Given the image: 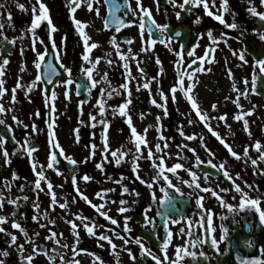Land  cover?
Segmentation results:
<instances>
[{
    "label": "flooded vegetation",
    "instance_id": "flooded-vegetation-1",
    "mask_svg": "<svg viewBox=\"0 0 264 264\" xmlns=\"http://www.w3.org/2000/svg\"><path fill=\"white\" fill-rule=\"evenodd\" d=\"M101 2L103 7V17L101 18L103 29L106 33L110 32V35L114 36L115 44L120 47L126 46L130 50L135 51L139 44L138 37L141 35L139 29L141 13L140 10L137 9L136 0H127V4H125V0H116V3L120 5V10L115 12V16L126 22L125 26H122L119 32L115 30V24L105 27V18L107 17L109 6L105 3V0H101ZM181 3H183V0H176V6H173L170 0H141V7L149 10L152 20L155 23L168 25L164 35H161L156 29L155 36H152V39L156 41L153 45L160 46L164 44H174L176 45L178 52L181 53V57L178 59H183V64L180 65V67H177V61L175 62L173 69L171 68V74L166 76L161 71L158 74V83H166V86H168V89L170 90L168 95H171V100H174L173 97H175L174 102L171 101L169 104L171 111L176 112L175 105L178 103L182 104L184 109L187 110L186 120L179 119L181 125L178 123L176 126L197 127L202 135L206 136V141L214 143L215 146L220 149H224V144L220 143L217 136H219L220 139L231 148L232 145L236 143L235 133L242 135L240 133L244 127V120L250 119L251 121L252 116H261V123L257 125L258 128H256L255 131L257 136L256 139H243L245 147H251L253 142H255V144L259 142L261 148L259 150L255 149L254 154L258 152L257 155L260 156V152L264 151V73L260 72L259 65L256 64V61L264 59V41L259 39V35L264 34V28H257L255 26L256 21L251 22V27H246L247 20H235L232 16L240 12L237 11L239 8L237 7L235 0H227V10L222 8L224 11H221L215 2H202L195 7L192 5H185L183 9L178 7ZM1 4L5 5L6 3L4 0H0V5ZM205 5H207V11L205 10ZM151 7H155L156 9L159 8L160 13H154ZM228 8L231 10L229 15ZM129 9L134 10L135 15H133ZM7 11L9 18L3 17L0 13V25H3V27L0 28V33H2V35H0V65H2L4 59L9 61L7 65H2L4 75L0 76V80L3 81V87L5 90L4 94L0 95V106L5 108V112L0 113V119H3L5 122L4 124H0V136L4 137L3 145L0 146V196H7L8 201H13L17 198L13 204L14 218L21 215L22 209L20 211L19 208H22L25 204L21 197L24 194H28V191L30 193L34 192L36 195L35 202L40 206L39 208L45 211L46 215L52 217L55 215V206L60 210L61 207L59 205L64 204L67 198L73 204H78L79 209L77 210L79 212L81 211L80 208L82 206L92 210L93 207L91 202L82 198L86 196L82 191L84 185L89 186V190L90 187H97L98 190H100V200H104L107 203L108 194L110 193L108 189L106 190L107 186L111 185L110 189H112L113 186L117 190L121 189V183L114 182L110 184L111 182H108L107 170L109 163L107 154L109 153V147L105 150L104 145L106 143L104 141V136L110 128L101 127L99 133V130L96 131L94 128L87 129V127H90L89 125L86 128L80 127L77 129L76 127L75 131H73L70 130L71 124L69 123L71 115H74V119L77 121L80 119V114H73V112H82L87 110L88 107H91L89 110L97 108V106H94V97L99 95V77L96 70L103 65V62L95 59V67L92 68L93 81L96 82L95 86H93V81H89L85 74L75 75L72 79L73 83L67 84L66 81L69 77V72L65 69H70L71 74L75 68L73 54L70 52V49H67L71 46L70 41L73 38L71 37V33L75 31L70 30L69 28L67 31L69 40L66 44L65 34L62 32L59 26V21L56 18V20L52 22L56 31L49 33L47 21H42L41 26L36 29L39 39L43 40V43H40L39 40L36 42V52H46L45 60L41 62V67L37 69L35 67L36 52L32 50V34L27 32L31 20L22 22V18L18 13L13 11L10 13L8 8ZM177 13H179V18L177 17ZM209 13H211V15H209ZM217 15L222 16L225 24L236 23L238 27L236 29L225 27V24H221L214 18ZM157 18L160 19L159 22L157 21ZM197 21L199 22L197 23ZM149 27H151V23L148 22L147 17H145V30L143 37L147 41L149 39L147 31ZM182 28H185L188 33L186 46H182L183 43L176 35V32L180 31ZM208 32L212 33L213 37L218 41L217 44L213 45L211 43L207 35ZM75 33L77 35V32ZM49 35L51 36V39H49ZM4 37H7L8 40L15 41V43L8 44L5 42ZM129 40L132 41L131 44L127 42ZM161 40H164L165 43L161 44ZM53 43L57 46L55 51L52 49ZM146 44L147 47L151 49V45L147 42ZM103 45H107V41L102 43V46ZM109 45L110 44L107 46ZM248 45H251V47H254L255 49L259 48V50L255 51L257 56H253V54L248 52ZM213 47L215 48V51L210 52L209 56L205 57L203 66L209 64V58H211L213 61L212 63H214L216 60L215 56L222 47L225 52L227 50L231 56H233V52H236L237 55L233 57L237 58V60L239 53L243 52L245 55V63L249 66V70L244 71L246 78L242 80V85L247 88L246 95L248 97L245 101V98H242L243 92H240L241 94L238 95V93L233 91V88L229 86L233 84L237 85V81L232 75L231 77L227 75L228 78L224 79V81L227 82V85H223L222 83L217 85L219 88H223V91H226L229 86L231 92L227 93L231 96H239L234 100H241V107L232 109L229 111V114L232 115L233 118L234 114L243 116V119L237 120V122L240 121L242 123H240V125H236L233 118L228 119V115L222 113L221 115H225L224 121L226 122L224 124L223 120H219V123H221L220 127H216V124L214 123H209L208 127H205L203 124L205 121H201L196 115V110L191 108L185 95L179 90L175 93L171 92V88L177 84V73L184 71L193 59L204 56L206 49H211ZM97 50H99V44L98 48H91L92 52H96ZM189 50L193 51V57L188 58L187 52ZM109 56L113 58L115 53H111ZM57 57H59V60ZM169 61L171 65L173 62L171 59ZM49 62H51L52 68L55 69V74H52L51 69L49 68ZM198 62L199 60H197V63ZM61 65L64 67H61ZM164 68L166 67H161V69ZM195 68L196 67L193 65L188 71L194 72ZM60 69L64 73V78L62 80L60 78ZM254 75L257 77L255 92L252 90L251 83ZM37 76L40 77L39 81L36 80ZM50 76L52 83H48ZM186 80L187 74L183 77V86L185 89H187L188 86V81L185 82ZM245 81H247V85L245 84ZM18 82L21 87L16 88ZM77 85L80 86L79 90H77ZM14 88L16 89L15 100L12 98V90ZM65 92L68 93L67 96L65 95ZM227 93L225 94V97L227 96ZM194 94L195 93L192 92L188 95L193 96L194 99L197 100V96L195 97ZM215 105L216 108H212V111H220L221 109L223 112L225 111V106H223L222 103H215ZM229 105L236 104L229 101ZM239 111L241 114H239ZM249 111L251 112L250 115L247 114ZM171 115L173 117L179 116L176 113H172ZM13 117H16V120H14ZM188 119H190L192 123L188 124ZM17 120L19 123L16 122ZM227 120L229 124H227ZM206 122H209L208 118H206ZM248 125L251 127L249 121ZM33 126L36 127L37 131H33ZM122 126L126 127L127 124L123 122ZM167 127L168 130L172 131L171 124H167ZM209 128H211L217 136H213L212 133L209 132ZM71 131L75 132V134L71 133ZM84 132H88V139L83 142L80 134ZM231 133L232 135H230ZM70 136H72V139L74 137L78 138L73 139L74 143H81L87 153H82L78 149L79 146H74L72 144V140H69L70 142L67 139L66 141L63 140L64 137ZM185 137H183V140H187ZM229 140H231L232 143ZM53 141L59 144L60 147L53 148ZM201 143L203 145V142ZM93 145H95V148H93ZM26 147L34 149L31 152V155L24 151ZM183 148L184 147L179 146L181 152H183ZM61 149L64 152L63 156L59 155ZM71 149L73 153H71ZM5 151L8 153L7 157L3 154ZM52 155H56L57 159L52 168H49L48 164ZM68 157L74 159L76 163H69L67 159ZM172 159H174V157ZM258 161L260 167L254 166L256 169L259 168V176L256 178V181H258V193L255 198L250 196L244 198L246 204L244 209L239 207L241 199H239L238 202L235 198L221 200L220 203H217L211 208H195L191 199H183L181 194L172 190L167 184L166 190L162 193V196H155L157 199L153 201L152 194H155L153 189L157 183L154 181L151 182V173L150 178H148L149 181L147 180V186L144 184L142 185L134 176L129 177L127 180L135 189L134 194L137 201L128 211L121 213L122 216L130 218L127 221L131 224L128 226L131 231L124 232V227H121L120 230L126 233L129 245L136 248L137 256H135V253H133V256H135L137 264H155V261L151 256L142 255L139 245L135 243L136 239L141 240L145 249H150L153 254L161 258V264H172V261L176 259L177 248L182 249L181 260L178 264H219L222 256L227 252L229 239H238L241 246L246 250L252 248L253 239H262L264 243V223L260 222L259 213L255 211V208H250L247 205L249 199H258L259 203L256 207H259L261 211H264V161H261L260 159ZM193 163H197V161ZM97 164H100L101 168H97ZM194 167L197 172L199 171L201 173L204 180L206 178L211 180H222L225 176L217 167H215L213 172L215 176L203 172L201 166ZM95 170L99 173L98 177L95 175ZM41 171H43L45 179L40 181V189H36L35 181L38 173ZM130 174V172H127V176ZM85 175L90 177V179L85 181L83 179ZM73 176L76 177L77 181L75 187L72 183ZM224 181H226V179H224ZM49 183L53 186L52 193L55 194L56 198L54 204L52 203V194L48 190ZM148 183H152V188L148 187ZM165 192L171 197V199L161 205L159 201L165 198ZM12 196H14V199ZM214 200L218 202L215 198ZM185 202H189V204L191 202L192 206L190 208L187 206L185 207ZM116 206H119L118 202L116 203ZM105 207L107 208V204H105L104 208ZM120 207H123V205H120ZM229 207H231V211H229ZM209 212L212 216L211 227L213 230L211 233L208 231L209 224L207 217ZM145 215L152 219L155 226L154 230L153 224L146 223ZM102 218L105 220L104 223H106L107 220L100 215L101 221ZM53 221L54 223H51V226L54 227V225H59L57 229H60L61 222L59 218H56ZM166 221L168 222L167 232L164 229ZM72 223L77 225V228L73 230L71 224H69L73 239H68L66 235L65 239L62 240L65 243L72 242L73 249L70 247L67 248L64 242H52L51 244L47 243L46 246L44 245L45 247H41L43 250L42 255L46 254L47 247L57 259L59 256L68 257L75 254L74 248L83 249V247H86V250L81 251L83 254L89 255L91 254V248L94 244L92 238H94L93 240L95 242H106L105 240L98 239L101 234L107 235L106 228L104 229V232L99 233L98 236H96L95 233L90 235L86 231V228L84 227L85 224L92 227L90 219L75 218ZM180 223H182V226H180ZM79 228L81 232H84L86 237L82 235L78 236L79 233L77 229ZM224 228H227L228 232L225 239L221 241L220 237L221 235H224ZM95 229L96 226L93 227V230ZM181 229H183V231H181ZM73 231L76 232V236L73 235ZM168 232L172 233V237L169 240L168 248L162 251L163 241L168 239ZM59 235L60 237L62 236V234ZM174 239L189 240L178 246ZM212 239L217 240V248L212 247ZM198 240H203L204 243H197L196 241ZM95 250L101 256L104 255V251L99 245H95ZM185 251L188 253H194L195 255H184ZM201 253L204 255L201 256ZM165 256L168 257L167 260L163 259Z\"/></svg>",
    "mask_w": 264,
    "mask_h": 264
},
{
    "label": "rangeland",
    "instance_id": "rangeland-1",
    "mask_svg": "<svg viewBox=\"0 0 264 264\" xmlns=\"http://www.w3.org/2000/svg\"><path fill=\"white\" fill-rule=\"evenodd\" d=\"M4 1L6 4H1L3 6L0 7V13L3 17L9 18V15L7 14V8L10 13L11 11L18 13V15L22 18V22L32 20L34 6L37 9V14H39V5L37 4V0ZM40 2L43 3L47 8L51 22L56 20V18L58 19L59 26L62 32L65 34L66 44L69 40V36L67 34L69 28L70 30H76L73 19H78L85 24L84 32L89 38V45L96 44V47L98 48L99 44V50L96 52H92L90 46L89 51L85 52L84 41L77 32V35L73 36L72 40L70 41L71 46L67 48L68 50L70 49V52L73 54V58L75 60V68L70 74L72 79L75 75H83V68H94L95 59L101 60L104 65V68L103 65H101L96 70V73L99 77V95L94 97V106H97V108H92L89 110L91 107H88L87 110L82 112H73V114H80V119L77 121L74 119V115H71L69 120V123L71 124L70 130L75 131L76 127L77 129L80 127L86 128L90 125V127H87V129L94 128L96 131L99 130L100 133V129L101 127H104V123L108 125V129L110 128V130L107 131L104 136V141L109 147V153L107 154L109 163L107 170L108 182H111L110 184L114 182L121 183V189L117 190L114 186L112 189H110L111 185H108L106 190L108 189L110 193L108 194L106 203L104 200H100V190H98L97 187H90L89 190V186L84 185L82 191L86 194L87 200L91 202L92 207L93 205L97 207H93L91 210L82 206L80 208L81 211L79 212L77 210L79 209L78 204H73L67 198L64 203L66 205L65 208H61L59 210V208L55 206V215L53 217L46 215L45 211L39 208L40 206L35 202L36 195L34 192L30 193L28 191V194H24L21 197L25 204L22 208H19L20 211L22 209V212L21 215L16 218L13 217L14 203L10 204L7 200V196H0V216L5 217V222L0 224V227L5 229V232H0V252H8L7 256L0 255V261H3L4 264H137L135 258V256H137L136 248L132 245H129V243L125 245L120 238L122 236L125 239H128V237H126V233L120 230L121 227H124L125 225V216H122L118 211L120 207L119 201L121 199L125 200L127 203L124 204L123 207L127 209L132 207L137 199L135 198L134 194L135 189L127 179L131 176H134L139 182L140 179L145 181V183H140L147 186V180L150 178L151 173V182H153V177L156 175V172L159 171L158 167H153V162H155L156 165H159L160 161L157 159V156H164L165 158L163 174L154 181L157 183L153 189L156 197L162 196L163 192L161 191V188L166 190V186L168 184L163 177L167 176L168 180L171 182L172 190L177 191L178 189L179 191L177 192L182 195L181 197L183 199H191V202L195 208H211L226 198H235L238 200V202L239 199H244L247 196L255 198L258 193V181H256V178L259 176V168L256 169L254 166L260 167L258 161L259 156L257 155L258 152L254 154V150L256 149L255 142H253L251 147H245L243 139H256L257 136L255 131L256 128H258L257 125L261 123V116H252L251 121L250 119L247 120L251 124V127H248L247 132L243 127L242 132L240 133L242 135L235 133L236 143L232 145L231 149L237 154V156L240 157L237 159L231 154V152H229L228 148L220 149L219 147H216L214 143L206 141V136L202 135L197 127H179L181 125V121L179 119L186 120L187 110L184 109L182 104L177 102L178 104L175 105L176 112H172L169 104L171 101L174 102V100H171V95H168L170 91L168 89L169 87L166 86V83H158V74L160 71L166 76L171 74V68L173 69L175 62L179 58L176 55L178 52L176 45L169 44L171 51L169 50V47L165 46L167 44L160 46L152 44L151 49H149L146 44L147 40H145L143 37L142 42L141 35H139V44L135 51L130 50L126 46H121L122 48L117 44L113 46L110 40H112L114 36H111L110 32L106 33L102 26L103 23L101 18L103 17V7L101 0H99V3H96L95 0H93V10L91 11L85 6V0H81V6L77 8L74 13L70 12L71 0H40ZM202 2H215L217 7L220 8L221 11H224L221 7L223 0H203ZM235 3L239 8L237 11L240 12L232 17L237 21H241L243 19H245V21L247 20L246 27H251V22H255L257 19H259V15L253 16L248 11L250 7H254L258 14L264 13V3H262L261 0H235ZM17 5H23V9L19 8ZM97 8L99 9V15H97L95 11ZM151 8L154 13H160L159 8ZM228 11L229 15L231 12L230 8H228ZM159 20L160 19L157 18L158 22ZM106 41L107 45H110L102 46V43H105ZM142 48L144 51H141ZM117 49H119V53L121 55L125 56V60H121L120 56L117 55ZM111 53H115L113 58L109 56ZM84 55L89 57L88 61L83 60ZM233 56H231L227 50L225 52L224 48L222 47L217 52L214 63H209L203 66L204 71L202 72L194 71L193 75L192 82L194 83V88L192 92L195 93V97L196 91H198L203 84H208L209 98L206 100H218L215 103H222L223 106H225L224 112L222 109L220 111H212L213 105H210V102H208V105L205 107L199 106V109L201 108V111H203L204 114H206V117L209 119V123L216 124V127L221 126L218 117L222 113L227 114L228 119H232L233 116L229 114V111L237 107L236 105H229V101L233 102L235 98L239 97L238 95L231 96L227 93L231 92L230 87L233 88L232 85H229L230 87L228 86L226 91H223V88H219V86H217L221 83L223 85H227V82L224 81V79L228 78L227 75H229V70L237 81L236 88L239 90L238 92H243L242 98H245L244 101L248 97L246 95L247 92H245L244 89L246 86L242 85V80L246 78L244 71L249 70V66L245 63V61H241L239 58L237 60V58H234L235 56ZM170 59L173 62L171 65L169 61ZM157 60L160 61L159 64L156 63ZM125 63L128 64L127 69L124 68ZM162 66H165L166 68L161 69ZM187 81L189 83L188 77L185 82ZM144 83L149 84L147 89L143 87ZM123 84H127V90L121 87ZM158 88L160 91H157ZM113 89H115L119 94L117 95L116 92H113L111 97H109L108 93L112 92ZM201 90L204 91L202 87ZM160 92L165 94L164 98L161 97ZM226 93L227 96L225 97ZM129 100L130 103H128L127 107L125 108L126 115L121 116L119 114V106ZM153 100L156 101V104L152 103ZM98 101H104L105 110L103 115H101L99 111L100 104H98ZM236 101L240 105L241 100L238 99ZM215 103L213 104L215 105ZM172 113H176L179 116L173 117L171 115ZM239 114H241L240 111ZM235 116L237 115L234 114V123L236 125H240L241 122H237ZM91 117H95V119H92ZM157 117H159V120H157ZM129 118L131 120L132 126L137 130V134L142 136L145 141V144H141L140 147L139 155L141 158L135 161L137 168L135 173L132 171V154L136 152L135 145L137 141L135 137L131 135V129L128 126ZM189 120L190 119L187 120L188 124H190ZM101 121H103V123ZM123 122L127 124L126 127L122 126ZM178 123H180V125L176 126ZM167 124L172 125V131L168 130ZM146 129L147 131H145ZM181 131L184 133V136L180 134ZM71 133L75 134V132L72 131ZM87 133L88 132H84L80 134L83 142L84 140L88 139ZM230 135H232V133ZM161 136L164 137V139H160ZM185 136H193L194 138L189 141L183 140V137ZM76 137L73 139H78ZM66 139L68 141L72 140V144L74 146H79L78 149L82 153H87L81 143H74L72 136L64 137L63 140L66 141ZM231 140L229 141L232 143ZM201 142H203V145ZM157 143H159L161 146L162 151L160 153L155 152V145ZM165 144H167V147H164ZM179 146L184 147L183 152L180 151ZM189 148H191L193 151H189ZM245 148L248 149L247 157L244 156ZM72 149L71 153H73ZM115 150H122L126 152V155L124 156V159L121 161L120 165H116L115 159L111 156V152ZM149 150L154 153L152 160L147 159ZM165 153L167 154L166 156ZM197 156L199 157L200 162L193 163L197 161ZM173 157L174 159H172ZM252 160H257V164L253 165L251 163ZM209 161H211V164ZM176 163H180L182 168L177 169L175 174L168 172L167 169L174 166ZM202 165L211 166L214 169L217 167L223 173L225 171L228 172L229 175L227 177L224 176L222 180H211L209 178L204 180L201 176V173L194 169V166L198 167ZM220 165H223V167L221 168ZM127 172H130L131 174L127 176ZM95 173V175L98 177V171L95 170ZM190 173L194 174L195 183L200 185L199 188H197L195 184L192 183L193 176L190 175ZM137 176H139L140 179H137ZM224 179H226V181H224ZM122 186L127 187L129 191L124 193L122 191ZM236 186H239L241 189L240 193L235 191ZM202 189H209V191H202ZM213 193H215V195ZM241 193H243L244 196H242ZM213 197L218 202H216ZM12 198L14 199V196H12ZM198 198H202L201 205H197L196 203ZM16 199L17 198H15L13 201ZM117 202L119 206H116ZM191 202L190 207L192 206ZM105 204H107V208H104ZM34 205H38V207L34 208ZM100 205H103V207L97 210ZM76 211L80 214H78ZM100 212H105L108 217L115 219L117 223L114 225L110 222V220H107V222L104 223L105 220H103V218L102 221L100 220ZM84 214L85 218H87L86 220L90 219L91 226H96V229L93 230L96 236H98L99 233L104 232V229L106 228L108 238L112 240L113 244L116 245L115 250L112 249L111 245H109L107 241L95 242L93 240L94 238H92L94 244L91 248V254L89 255H85L81 251L86 250V247H83V249L74 248L75 254H72L68 257L59 256L58 259L52 254V252H50L48 247L46 254L44 255L37 252L41 250L42 246H46L47 243L51 244L52 242H64L62 239H65L66 235L68 239H73L70 231L71 227L69 226V221L73 222L74 219L78 217L83 219ZM34 215L38 216V221L33 220ZM56 218H59L61 222L60 229H57L59 225H54V227L51 226L50 221H53ZM13 220L21 225V227L27 233V236H25L24 233H22L19 229H14L12 227ZM127 225L130 226V222L128 223L127 221ZM180 226H182V223H180ZM77 231L79 233L78 236L82 235L86 237L84 232H81L80 228L77 229ZM5 233H11L17 237L18 242L13 247L7 245V243L4 241V239H11V237ZM52 233L56 234L55 237H52ZM59 234H62V236L60 237ZM80 238L83 239L82 237ZM188 240L189 239H174L178 246ZM65 244L67 248L70 247L73 249L72 242ZM18 245H23L22 253L18 252ZM95 245H99V247L104 251L103 256L96 252ZM33 249H36V251L34 252ZM129 251L131 252L134 259L129 256ZM133 253H135V256H133ZM29 255L33 256V260L31 262L27 261V257Z\"/></svg>",
    "mask_w": 264,
    "mask_h": 264
},
{
    "label": "snow or ice",
    "instance_id": "snow-or-ice-1",
    "mask_svg": "<svg viewBox=\"0 0 264 264\" xmlns=\"http://www.w3.org/2000/svg\"><path fill=\"white\" fill-rule=\"evenodd\" d=\"M85 2H86V7H87V9L90 10V11L93 10V0H85ZM95 2H96V3H99V0H95ZM108 2H109V0H105V3H108ZM170 2L173 4V6H176V0H170ZM261 2L264 3V0H261ZM201 3H202V0H183V3L179 4L178 7L181 8V9H183V8L185 7V5H192L193 7H195L196 5H199V4H201ZM37 4L39 5V9H38V13H39V14H37V9H36V7L34 6V7H33V17H32V20H31V24H30V27L27 28V32H29V33L32 34V50H33L34 52H36V48H35V44H36V42L39 40L40 43H43V40H40L39 37H38V35H37V33H36V29H38V28L41 26V22H42V21H47V27H48V29H49V33L56 31V29L53 27L52 22H51V20H50V18H49L48 10H47V8L45 7V5H44L43 3H41L40 0H37ZM125 4H127V0H125ZM2 6H3V5H0V7H2ZM17 6H18L19 8H21V9H23V5H17ZM80 6H81V0H71L70 12H71V13H74V12L77 10V8H79ZM136 6H137V9H139V10H140V13H141V15H140L139 29H140V33H141V39H142V42H143V33H144V30H145V17H147L148 22H150L151 24H153L154 27H155V28L161 33V35H164V34H165V30L168 28V25H167V24L160 25V24H158V23H155V22L152 20V17H151V15H150V13H149V10H148L147 8H142V7H141V0H136ZM221 7L224 8L225 10H227V0H223V2H222V4H221ZM119 10H120V5H118V4L116 3V0H111V8H110V10H109V15L112 17V23H114V24L116 25L115 30H116L117 32H119V31L121 30V27H122V26H125V24H126V22H125L123 19H121V18L115 16V12H116V11H119ZM205 10L207 11V5H205ZM95 11H96V14L99 15V9L97 8V9H95ZM129 11H131V12L133 13V15H135V11H134V10L129 9ZM248 11H249L253 16L259 15V19H260L261 21H264V13H260V14H258L257 11H256V9H255L254 7H250V8L248 9ZM209 15H211V13H209ZM177 17L179 18V13H177ZM214 18H215L216 20H218L221 24H225V21L222 19V16L217 15V16H215ZM198 22H199V21H197V23H198ZM73 23H74V25L76 26V31L79 33V35L81 36V38H82L83 41H84L85 52L89 51V44H88V39H89V38L85 35V32H84L85 24L82 23V22H81L80 20H78V19H73ZM107 26H108V19H107V17H106V18H105V27H107ZM2 27H3V25H0V28H2ZM225 27L232 28V29H236V28L238 27V25H237L236 23L225 24ZM147 31H148V36H149V39H148L147 43H148L149 45L155 44L156 41H155L154 39H152V36H153L152 28L149 27V28L147 29ZM0 35H2V33H0ZM176 35L179 36L180 33H177ZM207 35H208V37H209V39H210V41H211V43H212L213 45H215V44L218 43V41L215 39V37H213V35H212L211 32H208ZM21 38H22V37H21ZM49 39H51V36H50V35H49ZM259 39H260L261 41H264V34L259 35ZM4 40H5V42H7L8 44H14V43H15V41L8 40L7 37H4ZM111 42H112L113 46H115V43H116V42H115V38H114V37L112 38V41H111ZM127 42H128L129 44L132 43V41H130V40L127 41ZM160 43H161V44H164L165 42H164V40H161ZM96 46H97L96 44H92L90 47H91V48H95ZM165 46H166V47H169V50L171 51V48H170L169 45H165ZM56 47H57L56 44L53 43V44H52V49H53V51L56 50ZM141 51H144V49L142 48ZM214 51H215V48H214V47L211 48V49H206V52H205V55H204V56L197 57L196 59H193V60L191 61V63L187 65V67L184 69V71H182V72H178V73H177V77H178L177 84H176V86H174V87L171 88V92H172V93H175L177 90H179L182 94L185 95V97H186L187 100H188V103L191 105V108H192L193 110H196V115L200 118L201 121H206V118H207V117H206V114H203L200 110H198L197 101L194 99V97L191 96V95H188L189 93H192L193 88H194V83L192 82V81H193V75H194V72H189L188 69H191V68L193 67V65H196V68H195V70H194L195 72H202V71H204V69H203V63H204L205 57H208V56H209V53H210V52H214ZM193 54H194V53H193L192 50H189V51L187 52V56H188V57H193ZM45 55H46V52H45V53L36 52V63H35V67H36L37 69H39V68L41 67V62H43V61L45 60ZM117 55L120 56V59H121V60H125V59H126L124 55H121V54L119 53V49H117ZM176 55H177L178 57H180V56H181V53H180V52H177ZM233 55L235 56V55H237V53H236V52H233ZM238 58H239V60H241V61H245V55H244V53H243V52H240L239 55H238ZM57 59L59 60V57H57ZM88 59H89V57H88L87 55H84V56H83V60L88 61ZM197 60H199V62H200L199 64H197ZM212 62H213L212 59L209 58V59H208V63H212ZM245 62H246V61H245ZM8 63H9V61H8L7 59H4L3 62H2V65H7ZM94 63H95V62H94ZM156 63L159 64L160 61L157 60ZM176 63H177V67H180V65L183 64V59H182V58H181V59H178ZM256 64L259 65V70H260V72H261V73H264V59H259V60H257V61H256ZM2 65H0V76H3V75H4V71H3V66H2ZM61 67H64V66L61 65ZM49 68L51 69L52 74H55V69L52 68L51 62H49ZM124 68H125V69L128 68V64H127V63L124 64ZM65 70L69 72V77H68L66 83H67V84H72V83H73V80H72V78H71V76H70V69H65ZM92 71H93L92 68H83V69H82V74H85V75L87 76V78H88L89 81H93ZM185 74H187V77H188V80H189V83H188L187 89H185L184 86H183V82H184V81H183V77H184ZM231 75H232V73H231V71L229 70V76L231 77ZM36 80L39 81V80H40V77L37 76V77H36ZM48 83H52L51 76H50L49 79H48ZM95 83H96V82L93 81V86H95ZM251 83H252V90H253V92H255V90H256V86H257V77H256L255 75L252 77V81H251ZM245 84L247 85V81H245ZM33 86H34V85H33ZM19 87H21V85H20L19 82H18L17 85H16V88H19ZM121 87L124 88L125 90H127V87H128V86H127V84H123V85H121ZM143 87H144L145 89H147V88L149 87V84H148V83H144V84H143ZM232 87H233V91H237V92H238V89L236 88V85H235V84H233ZM79 88H80V86L77 85V90H79ZM4 91H5V90H4V87H3V81L0 80V95H3V94H4ZM12 91H13V97H12V98H13V100H15V91H16V89L14 88ZM157 91H160V89L158 88ZM113 92H116V90L113 89L112 92H109V93H108L109 97H111V95L113 94ZM245 92H247V88L245 89ZM116 94L118 95L119 93L116 92ZM239 94H241V93L238 92V95H239ZM65 95L67 96L68 93L65 92ZM160 95H161L162 98H164V95H165V94H164L163 92H160ZM173 99L175 100V97H173ZM226 99H227V98H226ZM128 103H130V100L127 101V102H125V103H123V104H121V105L119 106V114H120L121 116H125V115H126V113H125V108L127 107ZM152 103H153V104H156V101L153 100ZM233 103H235L236 106H237L238 108L241 107V106L239 105V103H237L236 100H233ZM98 104H100L99 111H100L101 115H103L104 110H105V109H104V101H98ZM157 106H161V105H157ZM215 107H216V106L213 105V108H215ZM114 111H115V110H114ZM3 112H5V108H4L3 106H0V113H3ZM247 114L250 115L251 112L249 111ZM91 118H92V119H95V117H91ZM13 119L16 120V117H13ZM218 119H219V120H224V119H225V115H221V116H219ZM235 119H236V120H241V119H243V117H242L241 115H237V116H235ZM157 120H159V117H157ZM16 122L19 123L18 120H17ZM101 122L103 123V121H101ZM4 123H5L4 120H3V119H0V124H4ZM189 123H192V121L189 120ZM93 126H94V125H93ZM128 126H129V128L131 129V135H132L133 137H135V139H136V141H137V143H136V145H135L136 152H134V153L132 154V160H133L132 171L135 173V172L137 171V168H136V165H135V161H136L137 159H140V158H141L140 155H139V153H140V147H141V144H145V141H144V139H143L142 136H140V135L137 134V130L132 126V123H131L130 118H129V120H128ZM104 127L107 128L108 125H107L106 123H104ZM205 127H208L207 123H205ZM248 127H249V125H248V121H247V120H244V130H245L246 132L248 131ZM208 130H209V132L212 133L213 136H217V134H216L215 132H213L211 128H209ZM33 131H37V129H36L35 126H33ZM145 131H147V129H146ZM50 134H51V133H50ZM180 134H181L182 136H184V133H183L182 131H181ZM193 138H194L193 136H186V137H185V139H187V140H191V139H193ZM26 139H27V138H26ZM160 139H164V137L161 136ZM217 139L220 140V143H221V144H224V147H225V148H228L229 152H231V154H232L234 157H236L237 159L240 158L239 156H237V154H236L231 148H229V146H228L227 144L224 143V141H223L222 139H220L219 136H217ZM3 142H4V137H3V136H0V146L3 145ZM52 147H53V148H59L60 146H59V144H57V143H55V142L53 141V143H52ZM104 147H105V150H107L108 145L105 144ZM164 147H167V144H165ZM255 147H256V149H258V150L261 148V145L259 144V142H257V143L255 144ZM93 148H95V145H93ZM33 150H34V149H32V148H27V147L24 149V151H26L29 155H31V152H32ZM188 150H189V151H193L191 148H189ZM161 151H162V150H161V146H160L159 143H157V144L155 145V152H156V153H160ZM3 154H4L5 157L8 156V153H7L6 151H5ZM59 155H61V156L64 155V152H63L62 149H61ZM125 155H126V152H125V151H122V150H115V151H112V152H111V156L115 159V163H116V165H120V163H121V161L123 160V158H124ZM153 155H154V153H153L151 150H149V151H148V155H147V159L152 160V159H153ZM166 155H167V154L165 153V156H166ZM244 156H245V157L248 156V149H247V148H245V150H244ZM164 158H165L164 156H157V159L160 161V162H159V165H156L155 162H153V167H154V168H155V167H158V168H159V171L156 172V175L153 177V181H155L156 179H158V178L163 174V171H164ZM56 159H57V158H56V155H52V156L50 157V162H49V164H48V167H49V168H52L53 164L56 162ZM67 159H68V162L71 163V164H75V163H76V161H75L74 159H72L71 157H68ZM196 159H197V163H199L200 161H199V157H198V156L196 157ZM259 159H260L261 161H264V151H261V152H260ZM209 163L211 164V161H209ZM251 163H252L253 165H256V164H257V160H252ZM96 167H97V168H101V165H100V164H97ZM220 167L222 168L223 165H220ZM180 168H182V165H181L180 163H176L174 166L169 167V168L167 169V171H168V172H171V173H173V174H175L176 170H177V169H180ZM190 175L193 176V181H192V183L195 184V186H196L197 188H199L200 185L195 183V176H194V174L190 173ZM224 175L227 177L229 174H228V172L225 171V172H224ZM163 178H164V180L167 182L168 186L171 187L172 185H171V182L168 180V177H167V176H164ZM44 179H45V177H44V173H43V171L39 172V173H38V176H37V179H36V181H35V187H36V189H40V181H41V180H44ZM83 179H84L85 181H87V180L90 179V177H88L87 175H85V176L83 177ZM137 179H140V177L137 176ZM140 182H141V183H145V181H143L142 179H140ZM72 183H73V185H74V187H75V185H76V183H77V181H76V177H75V176L72 177ZM152 186H153L152 183H148V187H149V188H152ZM52 187H53V186L49 183V184H48V190H49V192L52 194V203L54 204V203L56 202V198H55V194L52 193ZM122 191H123L124 193H127L129 190H128L127 187L122 186ZM161 191L164 192V191H165L164 188H161ZM177 191H179V190L177 189ZM202 191H209V189H202ZM235 191H236L237 193H240V192H241V189L239 188V186H236ZM213 194L215 195V193H213ZM241 195L244 196L243 193H241ZM82 198H84L85 200H87V197H86V196H84V197H82ZM152 199H153V201L156 200V197H155V194H154V193L152 194ZM170 199H171V197L168 196L167 193L165 192V198H164V199H161V200L159 201V203H160L161 205H163V204H165V203L167 202V200H170ZM201 200H202V198H198V199H197V201H196L197 205H201ZM9 203H15V201H11V200H10ZM126 203H127V202H126L125 200H123V199H121V200L119 201V204H120V205H124V204H126ZM258 203H259V200H258V199H249V200L247 201V205H248L250 208H255V211L259 213V219H260V222H261V223H264V211H261L259 207H256V205H257ZM59 206H60L61 208H65V207H66L65 204H60ZM35 207H38V205H34V208H35ZM93 207H97V206L93 205ZM102 207H103V205H100V206L97 208V210H99V208H102ZM239 207H240L241 209H244V208L246 207V204H245V200H244V199H241ZM128 210H129V209H127V208H125V207H119V209H118V211H119L120 213H124V212H126V211H128ZM229 211H231V207H229ZM100 215L103 216L106 220H110V222H111L112 224H114V225L117 223V221H116L115 219H111L110 217H108L107 214H106L105 212H100ZM78 218H79V217H78ZM83 219H87V218H83ZM128 219H130V218H129V217H125V225H124V229H123L124 232H130V231H131V229H130V228L128 227V225H127V220H128ZM207 219H208V224H209L208 231L211 233L213 229H212V227H211L212 216H211V213H210V212H209V214H208ZM33 220H34V221H38V216H37V215H34V216H33ZM145 220H146V223H147V224H153V230H154L155 226H154V223H153L152 219H151L150 217H148L147 215H145ZM4 222H5V217L0 216V224H2V223H4ZM50 223H54V221H50ZM69 223L71 224V227H72L73 230H75V229L77 228V225H76V224L72 223L71 221H69ZM12 227H13L14 229H19L22 233H24L25 236H27V233L25 232V230L21 227V225H20L19 223L15 222V220H13ZM42 227H43V226H42ZM84 227L86 228V231H87L90 235H93V234H94V232H93V227H89L87 224H85ZM164 229H165L166 232L168 231V222H167V221H166L165 224H164ZM181 231H183V229H181ZM0 232H5V229H3L2 227H0ZM223 232H224V235H221V237H220V240H221V241H223V240L225 239V236H226V234H227V232H228V229H227V228H224V229H223ZM5 234H6V235H9V236L11 237V239H10V241H9V245L15 243V241H16V239H17V237H16L15 235H13V234H11V233H5ZM37 235H38V233H37ZM55 235H56L55 233H52V237H55ZM73 235H74V236L77 235L75 231H73ZM117 235H118V234H117ZM171 237H172V233H171V232H168V239H165V240L163 241V245H162V249H161L162 251L168 248V246H169V240H170ZM120 238L122 239L123 243H124L125 245H127V243H128L129 241H128L127 239H125L124 237H122V236H121ZM98 239H99V240H105V241H107V242L109 243V245H111L112 249L115 250L116 245L112 243V240H110V239L108 238L107 235L101 234V235L98 237ZM196 242H197V243H200V244H203V243H204L203 240H198V241H196ZM135 243H136L137 245H139V247H140V249H141V253H142V255H148V256H151V258L155 261V264H161V258H159V257H157L155 254H153V253L151 252L150 249H145V246H144V244L141 242L140 239H136V240H135ZM211 245H212L213 248H217V245H218L217 240H216V239H212V241H211ZM17 250H18V252L22 253V252H23V245H18V246H17ZM33 251L35 252L36 249H33ZM181 253H182V249H181V248H177V249H176V259L172 261V264H178V262L181 260ZM0 255L7 256V255H8V252H7V251L0 252ZM184 255H192V256H194L195 254H194V253H188V252L185 251V252H184ZM203 255H204V254L201 253V256H203ZM129 256L132 257V254H131L130 251H129ZM132 258L134 259V257H132ZM163 259H164V260H167L168 257L165 256V257H163ZM32 260H33V256H32V255H29V256L27 257V261L31 262ZM0 264H4V262H3V261H0ZM243 264H261V262L258 261V260H253V261H244Z\"/></svg>",
    "mask_w": 264,
    "mask_h": 264
},
{
    "label": "water",
    "instance_id": "water-1",
    "mask_svg": "<svg viewBox=\"0 0 264 264\" xmlns=\"http://www.w3.org/2000/svg\"><path fill=\"white\" fill-rule=\"evenodd\" d=\"M109 6L108 9V14H107V19H108V26H112V17L109 15V10L111 7V2L107 3ZM181 22V21H180ZM257 28H264V21L258 20L256 23ZM153 36H155V31L156 28L154 27L153 24H151ZM180 33V35L177 37L181 42L183 43L182 46H186L187 44V37L188 33L185 28L180 29V31L176 32ZM73 35V34H72ZM247 50L249 53L253 54V56H257L255 51L259 50V48L255 49L254 47H251V45L247 46ZM263 52V51H260ZM199 64V63H197ZM196 66V65H194ZM60 78L61 80L64 78V74L62 70L60 69ZM201 170L209 175L215 176L214 169L211 167L207 166H202ZM184 206L190 207L188 202H185ZM262 235V234H261ZM260 236V235H259ZM41 252L43 251L42 249L40 250ZM251 252V253H249ZM264 243L262 239H253V246L249 250H246L241 246L240 242L238 239H229V244L227 248V252L222 256L219 264H243L244 261H253V260H258L263 264L264 262Z\"/></svg>",
    "mask_w": 264,
    "mask_h": 264
},
{
    "label": "bare ground",
    "instance_id": "bare-ground-1",
    "mask_svg": "<svg viewBox=\"0 0 264 264\" xmlns=\"http://www.w3.org/2000/svg\"><path fill=\"white\" fill-rule=\"evenodd\" d=\"M201 87H202V89H204V91L201 90ZM201 87H200V89L198 91H196V96H197V100L196 101H197V105H198V110H200V111H201V108L199 109V106L200 107L201 106L205 107V106L208 105L207 104L208 102H210L209 103L210 105H214L213 103L218 101V100L217 101L216 100H210V101L206 100V99L209 98V86H208V84H203ZM201 112L204 114L203 111H201ZM225 122L226 121L223 120V124ZM205 123H207V125L209 124V122H206V121L203 124L205 125ZM227 124H229L228 120H227ZM4 241L7 243V245H9L10 239H4ZM17 242H18V239H16L15 243H13V244H11L9 246L13 247Z\"/></svg>",
    "mask_w": 264,
    "mask_h": 264
}]
</instances>
